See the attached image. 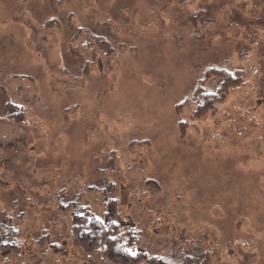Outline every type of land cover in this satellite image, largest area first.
<instances>
[{"label": "rangeland", "instance_id": "obj_1", "mask_svg": "<svg viewBox=\"0 0 264 264\" xmlns=\"http://www.w3.org/2000/svg\"><path fill=\"white\" fill-rule=\"evenodd\" d=\"M0 84V264H264V0H0Z\"/></svg>", "mask_w": 264, "mask_h": 264}, {"label": "trees", "instance_id": "obj_2", "mask_svg": "<svg viewBox=\"0 0 264 264\" xmlns=\"http://www.w3.org/2000/svg\"><path fill=\"white\" fill-rule=\"evenodd\" d=\"M203 86L200 84L198 91H202ZM220 99V98H219ZM210 102L202 104L197 114L204 113L207 108H211L213 99ZM107 184L110 182L106 179ZM115 188V187H114ZM109 204L112 205V211L108 213L109 217L105 220L98 219L88 208H82V215L74 216L75 220L71 227V240L75 246L79 247L84 253H93L97 250H102L105 257L110 258L113 262L120 264H140L141 260L146 256L142 249H139L141 243L142 232L137 230L132 225H121L117 218V200L109 199ZM76 204L73 203L69 208H73ZM80 208V207H79ZM116 219V220H115ZM7 229V228H6ZM7 236L10 240L20 241L19 232L10 228L7 231ZM0 250L6 253L13 252L20 254V244L16 242L14 245H2ZM141 251V252H140ZM149 263L163 264L160 259L148 260Z\"/></svg>", "mask_w": 264, "mask_h": 264}, {"label": "crops", "instance_id": "obj_3", "mask_svg": "<svg viewBox=\"0 0 264 264\" xmlns=\"http://www.w3.org/2000/svg\"><path fill=\"white\" fill-rule=\"evenodd\" d=\"M6 88L4 87V84H0V95L3 100L4 106H11L10 99L11 97L5 93Z\"/></svg>", "mask_w": 264, "mask_h": 264}]
</instances>
